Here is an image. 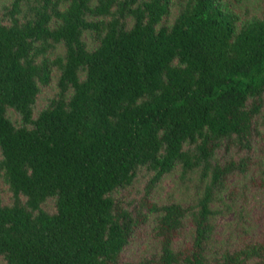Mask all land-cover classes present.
I'll return each instance as SVG.
<instances>
[{"label":"trees","instance_id":"1","mask_svg":"<svg viewBox=\"0 0 264 264\" xmlns=\"http://www.w3.org/2000/svg\"><path fill=\"white\" fill-rule=\"evenodd\" d=\"M174 2L3 7L0 180L10 197L0 187V258L7 264H264V238L208 255L217 192L256 165L264 17L242 20L224 0H184L165 24ZM55 78L57 95L37 110ZM142 169L153 175L140 197L124 202L117 192ZM176 170L183 181L199 172L203 193L194 203L155 200L157 184ZM153 217L159 251L124 260ZM187 219L191 240L176 247Z\"/></svg>","mask_w":264,"mask_h":264},{"label":"rangeland","instance_id":"2","mask_svg":"<svg viewBox=\"0 0 264 264\" xmlns=\"http://www.w3.org/2000/svg\"><path fill=\"white\" fill-rule=\"evenodd\" d=\"M14 0H0V12H4L5 5H11ZM171 8V15L165 17V24L172 23L179 12L181 3L184 0H174ZM227 7L236 12L242 20L253 17H264V0H224ZM89 41V36H86ZM92 43L90 47L92 48ZM62 47L58 52H62ZM57 79L47 87H43L37 97L36 109L40 110L46 106L49 100L58 93ZM11 118L19 124V118L14 112L10 113ZM263 134L258 139L253 156L256 161L255 167L245 175L236 174L229 180L228 187L216 194V200L212 204L215 210L213 221L217 228L215 235L210 242L208 251L209 257H219L224 250H234L244 243L264 238V187L259 186L264 181V127ZM2 157L0 151V158ZM153 173L142 169L134 183L127 190H119L117 196L124 202H130L140 197L145 185ZM255 180L256 185L253 183ZM2 195L6 201L9 200L8 186L0 180ZM231 190L234 194L231 195ZM203 193L199 172L191 174L187 181L181 179V170L166 175L157 184L154 191V198L160 204H167L178 201L184 204L194 203ZM235 197V200H233ZM46 209L54 210V204L49 201ZM153 221L146 227L141 236L131 240L129 246L123 252L124 260H135L140 256L152 254L159 251V242L150 234ZM186 229L181 238L176 242V247L185 245L191 240L192 227L187 219ZM0 264H7L0 258Z\"/></svg>","mask_w":264,"mask_h":264}]
</instances>
